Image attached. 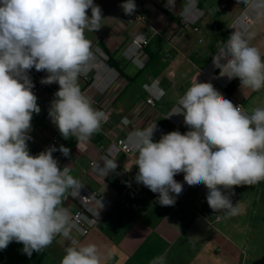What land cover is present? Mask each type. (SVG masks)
Listing matches in <instances>:
<instances>
[{
	"label": "clouds",
	"instance_id": "1",
	"mask_svg": "<svg viewBox=\"0 0 264 264\" xmlns=\"http://www.w3.org/2000/svg\"><path fill=\"white\" fill-rule=\"evenodd\" d=\"M120 6L126 15L136 11L134 0ZM102 19L94 0H0V250L15 241L30 257L62 235L71 243L60 264H102L108 258L95 244L71 237L63 201L82 186L53 156L57 150L68 156L70 150L53 145L34 156L28 145L33 114L41 111L29 75L33 68L47 73L41 84L59 85L48 115L64 139L75 138L79 147L100 130L105 113L92 106L78 81L93 57L85 30H98ZM213 65L221 76L238 79L240 88H264V59L239 32L213 56ZM172 115H183L189 130L162 134L155 142L156 123L134 133L135 181L158 193L162 206H173L184 187L174 177L183 173L187 185L206 187L213 212L238 215V203L231 200L234 187L264 182V107L246 113L211 83L196 80ZM104 166L110 173L117 163L106 160ZM151 264H166V258Z\"/></svg>",
	"mask_w": 264,
	"mask_h": 264
},
{
	"label": "crops",
	"instance_id": "2",
	"mask_svg": "<svg viewBox=\"0 0 264 264\" xmlns=\"http://www.w3.org/2000/svg\"><path fill=\"white\" fill-rule=\"evenodd\" d=\"M191 1H196L200 9L198 34L179 27L180 12ZM123 2L94 0L102 9L103 19L98 30L84 33L92 48L98 45L119 73L103 98L110 116L89 140L80 141L79 147L75 138L64 139L58 132L60 143L70 150L68 156H59V166L69 167L82 188L112 203L80 243L95 244L99 253L108 257L102 264H151L159 256L166 258V264H264V200L260 195L264 182L234 187L231 200L234 205L238 203L240 212L227 217L209 208L205 186L191 190L184 198L177 197L173 206H162L158 193L135 181L138 167H131L122 154L119 158L123 165L130 166L127 174L109 173L108 169L98 174L90 168V163L98 160L118 136L128 137L155 123L163 129L162 134L188 131L182 115H173L182 120L180 128L174 127L168 117L171 109L196 80L208 82L213 73L219 77L214 88L226 93L234 105H241L249 114L264 107V88L253 92L238 86L228 94L226 89L234 79L221 76L220 69L213 65V56L234 31L247 39L249 46L256 47L264 59V0H134L136 11L132 15L124 13L120 6ZM245 11L251 19L248 28H242L238 20ZM140 15L148 16V22L138 20ZM139 34L150 39L138 55L144 63L142 69L124 54ZM206 40L208 45L198 48L197 43ZM158 57L167 64L165 69L153 65ZM153 82L164 94L154 108L145 103V87ZM80 88L89 99L86 87ZM54 98L43 91L37 100L41 111L33 114L32 139L28 141L34 156L55 134L45 120ZM183 176L180 173L174 179L179 182ZM70 191L63 207L74 211L68 198ZM55 248L63 253L59 241ZM56 254L49 251L47 258L36 263L60 264Z\"/></svg>",
	"mask_w": 264,
	"mask_h": 264
},
{
	"label": "built area",
	"instance_id": "3",
	"mask_svg": "<svg viewBox=\"0 0 264 264\" xmlns=\"http://www.w3.org/2000/svg\"><path fill=\"white\" fill-rule=\"evenodd\" d=\"M200 9L196 1H191L187 4L186 7L180 12L179 15V27L183 31H192L195 34L200 33ZM138 20L141 22H148V16L140 15ZM242 28H248L251 22L250 17L246 14V11L238 19ZM201 41V40H200ZM150 39L143 35L139 34L131 41L130 46L125 50L124 54L127 59L137 66L140 69L144 68V63L139 59L138 55L143 52V50L149 45ZM93 57L84 66L83 72L79 78V86H85V93L89 97L92 106L95 109L101 110L105 113L106 119L105 123L111 111L107 109L104 105L103 98L106 97L111 85L117 80L119 73L110 65V57L98 46L92 48ZM226 62V61H225ZM31 80L34 84L32 91L39 98L43 91H49L51 95L54 96V93L59 89V85H43L40 83L41 79L44 77V72H37L34 68L29 72ZM209 83L215 86L219 82L218 75L214 73L207 79ZM145 92L147 94L145 103L149 107H156V105L162 100L163 92L160 89L159 85L156 82L150 83L145 87ZM225 98H229L226 93H222ZM239 105V104H235ZM242 111L246 112L244 108L239 105ZM247 113V112H246ZM183 116V115H182ZM170 121L175 128H180L182 124L181 119H177L175 116H170ZM45 120L50 128L53 129L54 135L38 152H41L47 149L50 146H56L57 149L63 144L60 143L58 139V129L52 123L51 118L48 115V112L45 115ZM102 123V124H103ZM134 131L128 137L118 136L112 140L109 146L102 152L99 159L90 163V168L96 173L100 174L104 172L106 160H111L117 163V168L115 171H121L124 174L130 172V166L135 167V160L137 153L131 148V141L134 136ZM163 129L157 127L156 131L153 134V141H159ZM64 146V145H63ZM65 147V146H64ZM36 154V155H37ZM124 155L125 158L130 160V166L125 167L122 160L119 158L120 155ZM54 158L58 160L59 156H64L59 150L53 153ZM138 167V166H137ZM184 184L182 194L178 198H184L191 190H196L204 185L189 186L184 182L183 177L179 181ZM74 190L70 191V199L77 206V209L74 211H68L70 215L71 227V237L80 242V240L90 234L94 229L98 221L102 218L103 214L109 210L112 206V203L107 201L105 198L100 197L97 194L87 191L84 188H81L77 194H73ZM60 236V243L64 247H68L71 243L70 240Z\"/></svg>",
	"mask_w": 264,
	"mask_h": 264
},
{
	"label": "rangeland",
	"instance_id": "4",
	"mask_svg": "<svg viewBox=\"0 0 264 264\" xmlns=\"http://www.w3.org/2000/svg\"><path fill=\"white\" fill-rule=\"evenodd\" d=\"M209 43L208 40L205 41V43L202 44H198V48H203L204 46H207ZM161 57L157 58V61L153 63L154 66L158 67L160 70L165 69V67L167 66V64H162L161 63ZM260 195H262V199L264 200V187L262 189H260ZM68 198L70 199V196H68ZM71 201V199H70ZM71 203L74 205L75 210L77 209V206L71 201ZM264 205V203H263ZM65 207V206H64ZM68 211H72V210H68ZM263 211H264V207H263ZM59 241L60 243V236L57 235L54 239L52 244L47 247L43 252L37 253V252H33L32 255L29 257L28 255L24 254L22 249H23V244L22 243H18V242H11L9 244V246L4 249V250H0V264H37L36 262H38V260L42 259V258H47L48 257V253L49 251L53 252V253H57L56 256L58 259H62V257L64 256V247L62 248V252L60 253L55 247H56V241ZM61 244V243H60Z\"/></svg>",
	"mask_w": 264,
	"mask_h": 264
},
{
	"label": "trees",
	"instance_id": "5",
	"mask_svg": "<svg viewBox=\"0 0 264 264\" xmlns=\"http://www.w3.org/2000/svg\"><path fill=\"white\" fill-rule=\"evenodd\" d=\"M238 86H239V80L238 79H234L230 83V85L227 87L226 91L228 92V94H231Z\"/></svg>",
	"mask_w": 264,
	"mask_h": 264
}]
</instances>
